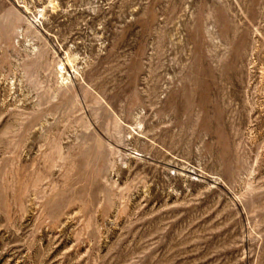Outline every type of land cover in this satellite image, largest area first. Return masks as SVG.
<instances>
[{
    "label": "rangeland",
    "instance_id": "rangeland-1",
    "mask_svg": "<svg viewBox=\"0 0 264 264\" xmlns=\"http://www.w3.org/2000/svg\"><path fill=\"white\" fill-rule=\"evenodd\" d=\"M263 73L264 0H0V264H264Z\"/></svg>",
    "mask_w": 264,
    "mask_h": 264
},
{
    "label": "bare ground",
    "instance_id": "bare-ground-1",
    "mask_svg": "<svg viewBox=\"0 0 264 264\" xmlns=\"http://www.w3.org/2000/svg\"><path fill=\"white\" fill-rule=\"evenodd\" d=\"M26 9V8H25ZM27 10V9H26ZM41 15L42 16H44V13H42L41 12ZM68 56V55H67ZM69 57V56H68ZM63 60V59H62ZM67 61L69 62L70 61V59L68 58L67 59ZM57 66V65H56ZM72 67V66H71ZM74 68V67H73ZM72 69V68H71ZM77 69V68H76ZM64 71V67L62 66V63L61 64H59V68L57 69V73H59L60 74V76H63V72ZM73 71H74V69H73ZM67 75V74H66ZM263 75H264V73H263ZM263 75H261L262 77H263ZM64 79H66V77H63V80ZM264 84V83H263ZM139 122V121H138ZM137 125H138V127H140V123H137Z\"/></svg>",
    "mask_w": 264,
    "mask_h": 264
}]
</instances>
